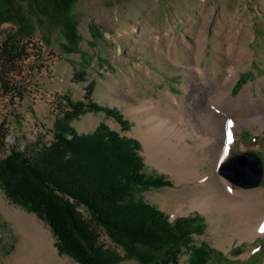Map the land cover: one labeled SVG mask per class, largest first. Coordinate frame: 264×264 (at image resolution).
<instances>
[{
    "label": "rangeland",
    "instance_id": "rangeland-1",
    "mask_svg": "<svg viewBox=\"0 0 264 264\" xmlns=\"http://www.w3.org/2000/svg\"><path fill=\"white\" fill-rule=\"evenodd\" d=\"M6 38L31 43L20 71L9 75L10 87H18L22 95L5 93L0 86V134L4 124L9 135L6 146L0 147V159L12 148L49 145L55 121L61 116V98L83 100L92 82L93 100L118 111L125 123L103 112H87L71 126L79 134H90L104 122L121 136L136 140L147 174L163 175L171 181L170 186L139 192L137 197L164 212L171 222L188 216L204 219L202 226L193 225L181 248L179 263L190 264L196 249L203 248L212 264H264V235L250 239L257 231L250 222L242 236L240 229L229 225L227 215L215 209L179 210L196 196L210 191L219 194L222 179L234 190L264 188V171L260 185L254 187L237 185L220 173L225 161L248 151L256 153L264 167V127L255 124L237 128L230 153L215 165L194 148L200 158L207 159L200 168L205 175L182 182L149 161L144 143L136 134L137 128H145L144 116L136 109L142 103L159 101L162 109L184 110L177 99L186 101L194 82L207 87L222 83L229 61L238 54L241 68L231 95L237 98L247 89L252 106L264 103V0H0V43ZM229 45L231 53L227 52ZM198 53L201 68L213 79L204 80L199 71L194 72L192 63ZM80 76H84L83 81ZM211 106L212 112L224 118L227 137L235 115L222 103ZM242 115L250 118L247 112ZM190 143L195 144L192 140ZM244 181L251 183L250 179ZM162 196L169 197L165 200ZM34 225L51 243L61 264H78L59 251L49 225L11 201L1 187L0 264H16L36 252ZM99 234L104 248L122 256L119 264H141L128 258L126 251L102 230ZM162 256L155 255L157 262ZM38 262H45L43 254Z\"/></svg>",
    "mask_w": 264,
    "mask_h": 264
},
{
    "label": "trees",
    "instance_id": "trees-1",
    "mask_svg": "<svg viewBox=\"0 0 264 264\" xmlns=\"http://www.w3.org/2000/svg\"><path fill=\"white\" fill-rule=\"evenodd\" d=\"M30 40L6 38L0 43V86L14 96L22 92L9 80L29 55ZM18 71V72H19ZM83 81L84 76H80ZM83 100L63 96L53 140L23 150L12 148L0 159V187L14 203L45 221L61 253L78 264H119L116 250L100 243V230L141 264H180L181 248L201 217L169 216L137 197L139 192L170 186L163 175H148L134 139L101 122L90 134H79L73 120L87 112H103L120 123L121 114L93 100L90 82ZM1 126L0 147L8 141ZM163 256L157 259L156 254ZM190 264H212L203 248Z\"/></svg>",
    "mask_w": 264,
    "mask_h": 264
},
{
    "label": "bare ground",
    "instance_id": "bare-ground-1",
    "mask_svg": "<svg viewBox=\"0 0 264 264\" xmlns=\"http://www.w3.org/2000/svg\"><path fill=\"white\" fill-rule=\"evenodd\" d=\"M226 43L229 44L228 41ZM231 50L232 46L229 45L227 52L231 53ZM200 60L201 56L198 53L192 63L194 72L199 71L204 80L206 77L213 79L209 71L201 68ZM241 60L238 54L236 59L229 61L230 66L225 69L222 83L217 86L207 87L194 82L188 99L184 102L182 99H177L180 106H185L184 110L162 109L159 101L144 102L136 108L139 115L144 116L142 123L145 124L144 129H136V134L144 143L149 161L172 173L178 182L192 179L195 181L205 175L200 168L201 163L207 159L200 158L194 148L215 165L217 160L220 162L230 153L235 140L233 132L237 128L252 127L255 124L264 127V103L252 106L253 100L247 89L243 90L237 98L231 95L233 82L241 68ZM172 100L176 99L171 98ZM214 102L222 103L226 111L235 115V122L229 129L231 139H229V133L226 137L224 118L211 110ZM244 112L249 114V119L242 118ZM191 140L195 142L194 145L190 143ZM208 182L206 181L205 184ZM221 182L219 194L210 191L204 196H196L190 205H181L180 213H188L195 208L206 212L215 209L219 214L227 215L229 225L235 230L240 229V235H244L246 231L244 226L249 222L250 226L257 228V233L251 234L250 239H255L257 235H264L262 231L264 229V188L234 190L227 180L222 179ZM168 197L161 198L166 200ZM26 220L28 224L33 225L31 223L33 221ZM34 226L37 231L34 236L36 252L30 253L27 259L20 258L16 264H41L38 261L42 254L45 257L43 264H61V259L56 258V253L50 246L51 243L37 229V225ZM247 231L250 230L247 229ZM43 251L46 254L42 253Z\"/></svg>",
    "mask_w": 264,
    "mask_h": 264
},
{
    "label": "water",
    "instance_id": "water-1",
    "mask_svg": "<svg viewBox=\"0 0 264 264\" xmlns=\"http://www.w3.org/2000/svg\"><path fill=\"white\" fill-rule=\"evenodd\" d=\"M263 162L260 157L251 151L232 156L220 168V173L244 187L259 186L263 177ZM250 179L251 183L244 181Z\"/></svg>",
    "mask_w": 264,
    "mask_h": 264
},
{
    "label": "snow or ice",
    "instance_id": "snow-or-ice-1",
    "mask_svg": "<svg viewBox=\"0 0 264 264\" xmlns=\"http://www.w3.org/2000/svg\"><path fill=\"white\" fill-rule=\"evenodd\" d=\"M229 124H231V122H229ZM229 139H231V134L229 133ZM262 231H264V229H262Z\"/></svg>",
    "mask_w": 264,
    "mask_h": 264
}]
</instances>
